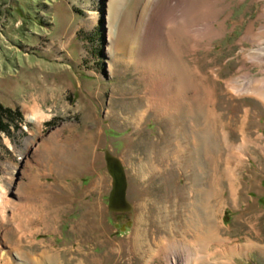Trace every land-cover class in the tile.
<instances>
[{
    "label": "rangeland",
    "instance_id": "obj_1",
    "mask_svg": "<svg viewBox=\"0 0 264 264\" xmlns=\"http://www.w3.org/2000/svg\"><path fill=\"white\" fill-rule=\"evenodd\" d=\"M0 188V264H264V0H0Z\"/></svg>",
    "mask_w": 264,
    "mask_h": 264
},
{
    "label": "water",
    "instance_id": "obj_2",
    "mask_svg": "<svg viewBox=\"0 0 264 264\" xmlns=\"http://www.w3.org/2000/svg\"><path fill=\"white\" fill-rule=\"evenodd\" d=\"M121 159L110 151H106L105 161L108 174L112 177V189L109 195V209L115 212H126L132 209L128 201V177Z\"/></svg>",
    "mask_w": 264,
    "mask_h": 264
},
{
    "label": "bare ground",
    "instance_id": "obj_3",
    "mask_svg": "<svg viewBox=\"0 0 264 264\" xmlns=\"http://www.w3.org/2000/svg\"><path fill=\"white\" fill-rule=\"evenodd\" d=\"M115 22L114 23H112V25H110V27H109V33H110V35H115L117 32H116V29H115ZM259 92V94H260V92H262L261 91V89L258 91ZM261 94H263V93H261ZM29 113H31V112H29ZM33 113V112H32ZM39 117L38 116H36V115H34V114H31L30 115V118L29 119H32V120H35L36 122H39V120L40 119H38ZM205 137V136H204ZM209 139V138H208ZM207 140V139H206ZM15 172V171H14ZM9 184H11V179H10V181L8 182ZM5 195H7L6 193H4L3 192V190L0 188V204L1 203H3L4 202V200H5V198H6V196ZM2 200H3V202H2ZM196 206V205H195ZM195 212V211H194ZM198 212V211H197ZM200 214H201V212H200ZM189 216V215H188ZM196 216V215H195ZM193 217V216H192ZM198 218H199V216H198ZM201 218V217H200ZM190 220H191V218H189ZM189 219H187L186 220V222L184 223V228L183 229H185L186 230V232L184 233H182L183 235H187L189 232H190V229L192 228V222L190 223V221H189ZM185 220V219H184ZM193 224H194V221H193ZM199 226V225H198ZM201 227V226H200ZM199 227H197L196 229H198ZM209 229H213V227H208L206 230H208V232L209 233H211L210 232V230ZM191 230H194V229H191ZM212 231V230H211ZM208 237H209V235H208ZM160 243L162 244V240H160L158 243H155V244H157V246L158 245H160ZM264 250V249H263ZM154 251V250H153ZM43 254H42V257H43V259H44V257L45 258H47V259H49V258H51V257H53V256H51L50 254H48V252H47V254H46V252L44 251V252H42ZM206 255V254H205ZM55 256V255H54ZM176 257V256H175ZM177 257H179V256H177ZM51 260V259H50ZM50 260H48V261H50ZM173 261V263L174 264H179V261L182 263V264H188L187 262H186V259L184 260V259H181V258H179V261H178V259H173L172 260ZM194 260L193 259H191V264H193L194 262H193ZM42 262V261H41Z\"/></svg>",
    "mask_w": 264,
    "mask_h": 264
}]
</instances>
